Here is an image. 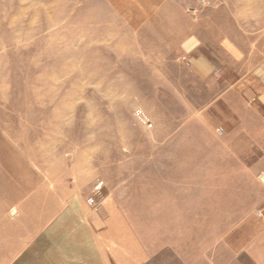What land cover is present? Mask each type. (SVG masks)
<instances>
[{
    "label": "rangeland",
    "instance_id": "1",
    "mask_svg": "<svg viewBox=\"0 0 264 264\" xmlns=\"http://www.w3.org/2000/svg\"><path fill=\"white\" fill-rule=\"evenodd\" d=\"M261 30L264 0H0V264H35L38 216L75 190L127 202L151 243L152 177L202 190L146 264H250L224 240L264 198V127L228 135L205 108Z\"/></svg>",
    "mask_w": 264,
    "mask_h": 264
},
{
    "label": "crops",
    "instance_id": "2",
    "mask_svg": "<svg viewBox=\"0 0 264 264\" xmlns=\"http://www.w3.org/2000/svg\"><path fill=\"white\" fill-rule=\"evenodd\" d=\"M249 45L254 49L250 51L244 71L230 80L205 108L212 127L228 135L241 132L240 129L248 127V123L251 126L252 121L264 127L263 119L247 117L250 111L262 112L264 117V30L260 31L257 41L250 40ZM262 132L257 137L250 135L251 143H257L259 148L257 158H264V130ZM151 179L146 189L150 198L146 220L151 243H146L148 238L145 240L140 235L132 212L125 208L127 202L106 194L95 197V203L101 204L96 210L94 205L88 204L85 194L75 190L54 202L52 214L38 216L35 264H146L154 257L157 246L169 247L170 237L165 235L164 224L172 217L186 221L185 208L201 203L197 196L186 199L187 193L202 190L187 187V182ZM257 185L264 193V171L257 178ZM132 201L134 206L136 201ZM137 202L135 206H140L139 200ZM156 222L162 226H156ZM156 232L160 236L155 238ZM224 241L234 255H244L250 264H264V198L258 209L247 213ZM183 246L179 245L181 255Z\"/></svg>",
    "mask_w": 264,
    "mask_h": 264
}]
</instances>
